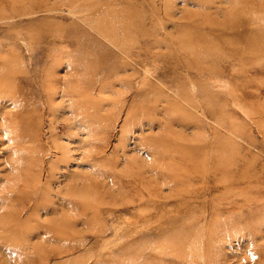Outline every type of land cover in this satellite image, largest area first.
<instances>
[{
    "label": "rangeland",
    "instance_id": "rangeland-1",
    "mask_svg": "<svg viewBox=\"0 0 264 264\" xmlns=\"http://www.w3.org/2000/svg\"><path fill=\"white\" fill-rule=\"evenodd\" d=\"M264 0H0V264H264Z\"/></svg>",
    "mask_w": 264,
    "mask_h": 264
},
{
    "label": "bare ground",
    "instance_id": "bare-ground-1",
    "mask_svg": "<svg viewBox=\"0 0 264 264\" xmlns=\"http://www.w3.org/2000/svg\"><path fill=\"white\" fill-rule=\"evenodd\" d=\"M264 214V213H263Z\"/></svg>",
    "mask_w": 264,
    "mask_h": 264
}]
</instances>
